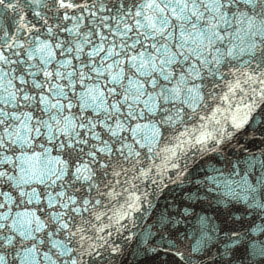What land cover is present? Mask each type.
Wrapping results in <instances>:
<instances>
[{
	"label": "snow or ice",
	"instance_id": "snow-or-ice-1",
	"mask_svg": "<svg viewBox=\"0 0 264 264\" xmlns=\"http://www.w3.org/2000/svg\"><path fill=\"white\" fill-rule=\"evenodd\" d=\"M261 237L264 0H0V264H264Z\"/></svg>",
	"mask_w": 264,
	"mask_h": 264
},
{
	"label": "water",
	"instance_id": "water-1",
	"mask_svg": "<svg viewBox=\"0 0 264 264\" xmlns=\"http://www.w3.org/2000/svg\"><path fill=\"white\" fill-rule=\"evenodd\" d=\"M217 166H220V165H217ZM176 186L175 185H169V188L171 189V188H175ZM188 187H191L190 185L188 186ZM168 192V189H165V193H167ZM177 192H179V190L177 189ZM162 200H163V198H161V202H162ZM259 222V221H258ZM261 238H264V237H261ZM255 259H259L258 257L257 258H255Z\"/></svg>",
	"mask_w": 264,
	"mask_h": 264
}]
</instances>
